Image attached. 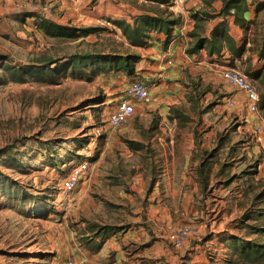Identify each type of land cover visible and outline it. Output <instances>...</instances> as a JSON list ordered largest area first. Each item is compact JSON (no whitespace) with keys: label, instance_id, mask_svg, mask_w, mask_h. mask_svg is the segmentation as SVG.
I'll return each instance as SVG.
<instances>
[{"label":"rangeland","instance_id":"374dc122","mask_svg":"<svg viewBox=\"0 0 264 264\" xmlns=\"http://www.w3.org/2000/svg\"><path fill=\"white\" fill-rule=\"evenodd\" d=\"M63 1L72 3L71 0H0V264H66L71 258L77 264H110L119 252L132 264L139 257L135 254L138 245L123 243L115 237L118 248L115 250L110 240L123 230L137 228L141 223L150 224L147 210L151 201L147 195L151 187L142 186V180L147 174L161 171L160 163L156 162L157 149H182L185 134L193 132L195 124L194 141L199 149L202 135L209 129L215 132L216 126L220 128L216 137L219 144L221 135L227 136L225 130L233 128L232 123L221 122L220 114L205 105L202 106L205 113L201 114L206 115V122H202L201 115L194 122L184 121L183 117L173 121V112L168 117V111L163 114V120L160 111L153 110L149 96L141 105H136L135 114L126 126H110L109 116L124 97L126 87L135 79H143L147 70H139L134 78L123 72H102L93 76L89 71L82 75L67 71L55 74L59 83L54 85L44 79L15 82L5 65L32 67L39 65V60L61 59L79 53L146 55L128 44L123 31L113 21L133 23L139 11L149 13L166 8L149 0H110L109 4L125 12L122 17L113 19L111 14L92 13L95 0L86 1L85 7L80 6L73 15L61 9ZM27 2L38 6V10L17 7ZM195 2L184 0L171 6L170 0L167 9L181 20L182 12H188L187 4L190 8ZM200 2V11L208 12L205 0ZM107 3L103 1L101 7L106 9ZM29 13L58 24L96 31L78 40L49 38L36 28L32 18L24 19ZM258 19L261 24L252 32L254 36L249 39L252 44L264 30V9ZM203 63L208 66L200 77L211 78L213 83L212 79L220 75L217 66L222 63L207 59L193 64L200 67ZM234 63L257 89L262 86L263 100L264 72L256 81L248 76L252 70L249 58ZM195 108V111L200 108L199 103ZM199 111L194 114L199 115ZM83 155L90 163L91 178L65 200L59 188L63 171ZM225 158L221 155L218 163L226 162ZM237 172L240 170L233 165L230 175ZM260 178L257 184L250 183L248 187L256 195L264 193V176ZM244 187L242 191L247 188ZM240 237L255 239L257 236L243 234ZM259 240L264 241L263 237ZM211 249L209 252L216 254V248ZM226 252L224 264H233L237 257L230 247ZM160 262L163 264L160 260L152 264ZM144 263L147 264L146 260ZM121 264L130 263L124 260ZM235 264L255 263L239 259Z\"/></svg>","mask_w":264,"mask_h":264},{"label":"crops","instance_id":"0c3cea01","mask_svg":"<svg viewBox=\"0 0 264 264\" xmlns=\"http://www.w3.org/2000/svg\"><path fill=\"white\" fill-rule=\"evenodd\" d=\"M71 1V4L63 1L61 9H66L70 15H73L78 12L80 6L85 7L88 0ZM103 1L108 2L106 9L101 7ZM196 1L190 8L187 4V14L182 12L180 22L173 30V40L168 46L164 45L165 34L152 32L146 47L135 48L146 53L140 56L141 60L137 68L141 72L147 70L142 77L150 87L153 102L151 106L153 110L160 111L163 120H165L163 114L168 111V117L173 112L171 116L173 121L183 117L184 121L194 122L197 116L201 115L202 122H206V115L201 114L205 113V107L202 109L205 105L220 114L218 118L221 122L232 123L233 128L231 131L225 130L227 136L221 135L222 140L219 144L216 143L219 127H215V132L214 129L205 131L199 149L194 141L195 124L193 132L185 134L182 149H157L156 162L160 163L161 171L158 174H147L142 180V186L148 184L151 187V192L147 195L148 200L151 201L147 210L150 224L144 226L141 223L137 228L123 230L122 234L114 235L110 240L115 250L118 249L115 237L121 239L123 243L132 242L138 245L135 254L139 257L136 261L131 260L132 264H145V260L147 264L157 260L163 261V264H224L228 256L226 251L230 245V237L243 235L245 225L252 222L251 218L258 209H264V202H259L258 207L254 205L256 194L248 188L250 183L255 185L260 181V177L264 176V117L260 109L261 105L258 113H253L249 108L250 101L247 94L223 82L220 75L212 79L213 83L211 78L200 77L201 71H204L208 64L203 63V66L196 67L193 64L196 60L208 59L212 62H221L223 65L229 64L233 56L227 49H224L220 55H210L205 49L197 54L187 53L193 43L190 37V33L195 29L193 15L203 11V9L200 11L202 7L200 0ZM109 2L110 0H95L92 13H96L97 16L111 14L114 16L113 19L122 17L125 12ZM246 2L249 8L244 14L245 19L248 22L256 20L255 24H250L248 31L235 23L234 15L226 17L229 34L236 44L244 43L245 37L248 43L245 55L234 61L242 62L249 58L252 61L250 73L260 72L261 78L264 72V58H260L256 51L250 50L254 44L249 42V39L254 36L252 32L257 25L261 24L258 19L260 12L256 11V2L264 1L246 0ZM222 7L223 0H215L212 7L208 8L210 18L205 25L207 36H210L213 29L224 20L220 16ZM139 12V14L145 13ZM263 32L260 33V37ZM260 37L253 39V42L260 41ZM149 48L155 51L151 52ZM147 60L150 62L147 63ZM261 68L263 70H260ZM200 79L201 82L197 81ZM220 85L223 88L218 89L217 86ZM258 89L262 95V86ZM227 100L234 101L235 107H228ZM198 103L200 108L195 111ZM197 111L200 112L199 115L194 114ZM221 155L226 156V162L219 164ZM256 160L262 162L256 163ZM233 165L240 172L230 175ZM84 183L82 187L85 186ZM244 183L247 184L245 192L242 191ZM185 225L198 229V234L183 247L178 248L169 240L168 235L176 228ZM211 247L216 248V254L209 252L212 250ZM124 260L131 264L123 252H119L110 264H121Z\"/></svg>","mask_w":264,"mask_h":264},{"label":"trees","instance_id":"16d2710c","mask_svg":"<svg viewBox=\"0 0 264 264\" xmlns=\"http://www.w3.org/2000/svg\"><path fill=\"white\" fill-rule=\"evenodd\" d=\"M158 6H166L162 11L143 13L134 18L133 23L124 21H113L122 31L127 39L128 44L134 48H142L148 45V38L152 32L163 33L166 35L164 45L168 46L173 40V30L175 25L180 22V16L170 11V0H149ZM215 0H205L208 8L212 7ZM172 5L174 4L171 0ZM249 6L246 0H223V7L220 11V16L224 20L213 29L210 36L206 35V23L210 18L209 12L203 10L201 13L193 15L195 19V29L190 33L193 43L188 48V53L197 54L205 49L210 55L218 54L227 49L231 54L229 66L236 68L235 59L242 58L247 52V38L241 45L236 44L235 40L229 34L227 16L234 15L235 23L245 31L250 29V24H255V21L248 22L245 19V13ZM264 9V2H256L257 13ZM32 18L36 28L46 37L49 38H68L78 40L84 38L96 30L94 28H79L68 25L58 24L52 20L38 17L37 15L27 14L24 19ZM255 47H251V51H256L260 58H264V32L260 37V41L253 42ZM68 58V61L66 59ZM141 57L138 55L125 54H97V53H79L70 57L61 59L46 58L39 60V65L26 67H12L5 65V70L11 75L15 82L24 83L32 79L38 81L44 79L48 84H58L55 77L57 72L63 74L71 71L73 74H85L90 72L93 76L99 75L102 72H123L131 77H136L138 74V63ZM260 73V72H259ZM259 73H249L251 79H259ZM262 115L264 117V99L262 100ZM93 158V155L90 159ZM83 155L77 163L83 161ZM76 164V163H75ZM74 164V165H75ZM72 165L67 171H63V177L70 173ZM254 205L259 206V202H264V193L256 195ZM252 222L245 225L244 234L256 235L255 239L247 237L232 236L230 237L229 247L237 257L233 264L238 263L239 259H247L248 261L257 264L259 261L264 264V209H258L257 213L251 218ZM258 261V262H257Z\"/></svg>","mask_w":264,"mask_h":264},{"label":"built area","instance_id":"2783aa9c","mask_svg":"<svg viewBox=\"0 0 264 264\" xmlns=\"http://www.w3.org/2000/svg\"><path fill=\"white\" fill-rule=\"evenodd\" d=\"M184 0H173L174 4L182 3ZM20 9L37 11L38 6L30 2L17 5ZM220 77L223 82L229 84L247 94L250 101L249 108L251 112L258 113L261 103V95L258 89L249 80L241 74L236 68L223 64L219 68ZM150 96V87L143 79H135L125 89L124 97L120 99L115 111L109 116L108 123L114 128H122L128 124L136 111V104L145 102ZM228 107H235V102L227 100ZM88 150V153H90ZM92 170L89 161L76 163L70 170V173L62 178L60 183V195L63 199H70L79 188L80 184L91 178ZM198 234V229L185 225L176 228L169 233V240L178 248L183 247L193 236ZM66 264H77L74 259H68Z\"/></svg>","mask_w":264,"mask_h":264}]
</instances>
